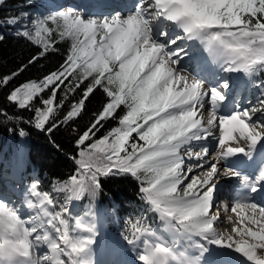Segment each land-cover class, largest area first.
<instances>
[{"label":"snow or ice","instance_id":"6c2138e0","mask_svg":"<svg viewBox=\"0 0 264 264\" xmlns=\"http://www.w3.org/2000/svg\"><path fill=\"white\" fill-rule=\"evenodd\" d=\"M17 35L39 54L0 78V89L68 43L56 70L7 94L34 112L35 128L51 133L78 120L98 91L105 99L73 129L75 170L54 187L63 201L36 183L19 208L0 194V264H93L97 225L72 207L114 176L139 183L144 212L160 225L129 221L134 260L121 264H264V0H135L127 15L107 16L70 8ZM185 58L201 72L189 73ZM240 77L256 89L246 103L233 87ZM222 176L244 194L218 203Z\"/></svg>","mask_w":264,"mask_h":264},{"label":"trees","instance_id":"16d2710c","mask_svg":"<svg viewBox=\"0 0 264 264\" xmlns=\"http://www.w3.org/2000/svg\"><path fill=\"white\" fill-rule=\"evenodd\" d=\"M60 0H2L0 2V78L18 71L28 61L39 54V50L28 40L17 35L20 24L9 26L3 23L7 18L19 19L25 13L34 12L37 6L54 5ZM20 20V19H19ZM68 43L58 44L56 52L49 53L34 65H29L18 77L13 79L7 88L0 89V174L2 170L9 171L18 168L21 173L19 186L21 192L33 183L39 185L41 191L51 193L56 199L63 201V193H55L54 187L67 181L75 170L73 157L77 149L75 145L76 129L82 131L92 119V114L98 111L105 99L97 92L86 105L82 116L70 125H62L51 133L34 127V112L20 110L6 99L8 92L27 81L42 78L50 71L56 70L63 62ZM264 77H257V79ZM252 86V85H251ZM250 86V87H251ZM256 94V89L253 96ZM63 97V93H60ZM79 98V93L70 97ZM37 106H40L37 103ZM68 105L57 114L62 119ZM115 121L108 122L98 135H103ZM23 130L25 135L20 136ZM0 175V178H2ZM15 178V177H13ZM146 205L141 199L139 183L130 176H114L101 178V189L93 196H86L82 201L74 202L72 211L76 215L90 212L91 217L97 218L104 232L115 237L121 245H127L124 234L128 222L143 216L148 217V224L158 228L159 221L152 213H145Z\"/></svg>","mask_w":264,"mask_h":264},{"label":"rangeland","instance_id":"374dc122","mask_svg":"<svg viewBox=\"0 0 264 264\" xmlns=\"http://www.w3.org/2000/svg\"><path fill=\"white\" fill-rule=\"evenodd\" d=\"M109 1H111V5L113 4L115 7L119 6V8L121 7V5L122 6L126 5V6H129V8H132V5L134 4V3L128 4L127 1H130V0H101L100 3L95 2L93 0H62L60 2L57 1L54 3V5L50 7L45 4L42 6H37L34 9L35 10L34 12H28L20 16L19 17L21 21V23H19L20 30H23L25 26H27L28 29H32L34 22L40 19H43L47 17L48 15L55 13L57 11H66L70 8L78 11L81 14H85V15H91V16L103 15L100 13L105 11L102 9L103 7L104 8L108 7ZM119 10H122V9H119ZM114 13L116 12H111V13H108L107 15L114 14ZM128 13L129 12H126V14ZM186 61H187V58H185V62ZM187 64L190 66L191 65L193 66L194 71L190 73L196 74V73L201 72V68L198 66L197 61L193 60L190 63L187 62ZM233 87H234L235 92L237 93L236 99L240 102L246 103L247 100L252 99L254 97L253 93L255 91V88L254 86L249 87V83L246 78H243V77H240L239 79L234 78ZM213 151H215V149H213ZM1 170L3 172H2V175L0 174L2 177L0 178V194H3L5 199L8 201H11L12 205H14L15 207L17 208L21 207L25 194L21 192L22 188L18 185L20 182L19 179H21V176H22L20 173V170L18 168H13L12 171L11 170L5 171L4 169H1ZM243 172L250 174V172H247V171H243ZM232 180H233V183H231ZM228 182H230V184H227ZM220 184H221L220 189H222L223 187L226 189V187L230 185L229 193L232 196L235 194L238 195L237 192L239 189L244 190L237 178H224L222 176L220 180ZM220 191L218 193V203L220 202L230 203L229 199L226 196L223 197V194L220 193ZM84 214L85 213H82L79 216H84ZM87 219L93 220L97 225V234L95 237L96 242L93 245V253H92L93 264H121V262H131L134 260L133 252H131L132 254L129 256V259L124 257L123 255V254L130 253L131 251L130 246L128 245L121 246L120 242L117 241L115 237L109 235L107 232H104L97 218H93L89 216L87 217ZM227 223H228L227 216L225 215L224 216V226L221 227L219 230L224 231V227L227 226ZM97 258H98V261H97Z\"/></svg>","mask_w":264,"mask_h":264},{"label":"bare ground","instance_id":"6f19581e","mask_svg":"<svg viewBox=\"0 0 264 264\" xmlns=\"http://www.w3.org/2000/svg\"><path fill=\"white\" fill-rule=\"evenodd\" d=\"M135 2V0H130V1H127V3L128 4H133ZM126 3V4H127ZM123 9L122 10H119V8L118 7H115L113 4L111 5V1H109V4H108V7H106V8H104L103 7V9L102 10H105V11H103V12H101L100 14H103V15H107L108 13H111V12H120V13H122V14H126V12H129L130 10H131V8H129V6H124V7H122ZM124 12V13H123ZM85 13H86V11H85ZM127 15V14H126ZM188 61H186V63H187ZM195 63V62H194ZM187 70H188V72L190 73V72H193L194 70H193V66L191 65H188V67H187ZM241 171L243 172V171H247L248 172V170H247V168H242L241 169ZM244 173H246V172H244ZM231 182V181H230ZM230 182H228L227 184H230ZM231 183H233V180H232V182ZM232 185V184H231ZM230 186V185H229ZM229 186L228 187H226V189L223 187L222 189H220L221 191H220V193H222L223 194V197L224 196H226L228 199H229V202H231V200L233 199V197H232V195L229 193ZM243 190H241V189H239L238 190V195H243L244 194V192H242ZM237 195V196H238ZM250 195V194H249ZM236 196V197H237ZM132 252V250L130 251V253L129 254H123L124 255V257H126V258H128L129 259V256L132 254L131 253ZM114 255V254H113ZM112 255V256H113ZM131 260V259H130ZM129 260V261H130ZM97 261H98V258H97ZM108 261V260H107ZM120 261H121V259H120ZM106 263V262H105Z\"/></svg>","mask_w":264,"mask_h":264}]
</instances>
